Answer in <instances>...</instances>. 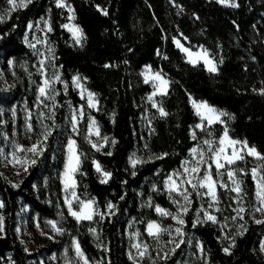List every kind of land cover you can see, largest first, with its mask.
Returning a JSON list of instances; mask_svg holds the SVG:
<instances>
[{
	"label": "trees",
	"instance_id": "obj_1",
	"mask_svg": "<svg viewBox=\"0 0 264 264\" xmlns=\"http://www.w3.org/2000/svg\"><path fill=\"white\" fill-rule=\"evenodd\" d=\"M64 1L72 6L76 23L83 30L80 46L62 27L68 13L55 0H32L27 7L14 11L7 0H0V149L6 136L13 137L22 125L21 110L15 122L14 106L27 98L33 109L36 101L35 89H30L23 69L31 57L24 40L31 22L49 18L48 39L66 83L50 123L51 134L36 163L18 186L0 173V201L4 205L0 208V264H66V257L71 264H82L75 255L74 239L94 264H136L127 246L132 219L143 227L148 221L175 224L173 215H161L155 206L171 213L176 210L174 195L164 184L196 145L191 130L198 117L192 100L205 101L228 113L229 135L246 140L264 155V0H237L239 7L216 0ZM175 38L206 48L218 71L189 63ZM147 65L171 79L167 94L159 98L166 116L147 101L152 91L142 75ZM75 75L84 78L87 88L97 95V110L77 95ZM69 100L83 106L76 134L71 131ZM147 113L152 123L149 132L142 125V116ZM91 115L101 135L109 139L102 150L89 140ZM69 138L76 140L82 158L76 177L78 194L96 201L97 215L92 221L78 222L65 205L61 177ZM134 154L139 161L135 166L131 164ZM95 161L111 173L106 183L101 182ZM237 166L245 172L243 213L237 214L236 193L219 185L217 222L200 221L193 227L197 210L208 197L202 199L197 192H190L191 206L183 227L202 246L205 264H264V222H256L264 221V211H256L251 174L255 164L250 158ZM213 172L216 175V170ZM109 202L114 205L111 209ZM23 208L28 209L24 220L33 230V238L41 243L33 252L26 250L18 230ZM47 220L57 221L63 233L51 235ZM37 223L50 234L36 232ZM95 227L102 247L89 231ZM165 264H177V259H168Z\"/></svg>",
	"mask_w": 264,
	"mask_h": 264
},
{
	"label": "rangeland",
	"instance_id": "obj_2",
	"mask_svg": "<svg viewBox=\"0 0 264 264\" xmlns=\"http://www.w3.org/2000/svg\"><path fill=\"white\" fill-rule=\"evenodd\" d=\"M55 1L57 4V0H55ZM216 1H218V0H216ZM64 3L66 6H64L63 8L68 13V20L65 24H68L70 26H73V25L79 26L76 23V16H75V13H74L72 6L70 4H68L66 1H64ZM236 3H237V0H236ZM221 4H223V3H221ZM223 5H225V4H223ZM10 9H11V6H10ZM72 15H74V19H69V17ZM30 24L33 25V27L30 28L28 26L24 40H25V43L27 44V46L30 50L31 57L29 60L25 61L23 69L26 72L27 77L29 78L30 89H35L36 101H35V105H34L33 109L29 106V101L27 98H25L20 103L19 106L17 104L14 106L15 122L17 123V121H18L17 117H18L19 111L21 110V112H22V116H21L22 117V125H21L20 129L15 130L13 137L6 136L4 143L0 149V173H2L10 181V183H12L14 186L19 185L21 179L26 174L29 167L32 165L30 163V161L31 160L36 161L37 158L40 156V154L36 155L32 152L18 151L16 146L20 145L23 148L27 149V148H30L33 144H36L37 141L43 140L42 134L45 132V126H47V128L49 130L50 123L54 118L53 114L56 112V108L59 106V102L61 101L60 100L61 94L64 90H66V83H65L64 79L62 78L61 68L57 64L54 47L51 45V43L49 42V39H48V33L50 32L48 30V28L50 26L49 18L44 17V18H41L37 21H33ZM66 30L70 33L72 40H73V43L76 46H80L83 42L84 34H83V37L81 38V42L79 44H77L76 43V37L73 36L71 31H69L68 29H66ZM176 40H179L180 44L183 45L184 48L190 49V51L192 53L191 60L197 61L196 63L190 62V58H189L188 53L184 52L181 47L177 46L183 52V54L185 55V59L189 63H191V64H203L207 68V66L204 64L203 60L198 59L199 56L203 55L206 52L207 58L211 59L213 61V63H215L217 66V63L213 59V57H211L210 52L206 48H204L203 46L189 45L187 39L175 38V41ZM30 45H32V46H30ZM41 61H44L43 66H41V63H40ZM53 66H55V67H53ZM42 72H43V75H42ZM157 72H159L161 74L163 80L168 81L167 85L163 86L165 93L167 94V92L170 88L171 79H169L164 73H162V71L155 70L152 68V66L147 65L144 67V69L142 71V75L144 77V80H146V77L148 78L147 83H149L152 87V91L147 96V101L152 106H153V103H156L157 107H153V108H155L159 111V108L161 107L159 98L163 95H166V94H160L158 86L160 85L161 82L158 80L151 79V77H153L155 75V73H157ZM54 74L59 76L58 80L53 78ZM45 77H47L50 80H53L52 89H54L55 99H47L45 97H39V99H38V96H39L38 87L40 85H42ZM75 77L80 78V80H79L80 87H77L76 83L73 82V88L76 91L77 95L81 99H85L88 103V94L93 93V92H91L87 88L86 81L84 78H82L79 75H75ZM52 89L49 90V95L54 94ZM153 93H156V94L153 96ZM93 94H94L93 99L97 103H96L95 107H91V108L97 110L98 106H99V101L97 99V95L95 93H93ZM149 96H153V99L150 100ZM40 100H43V103H40ZM197 102H201V101H197ZM203 102H205V101H203ZM192 106H193V103H192ZM209 106L216 109L218 113L219 112H225L224 110L219 109L217 107H214L211 105H209ZM193 108H194V106H193ZM67 110H68V114H69L70 119H71V131L73 134H76L77 128H78V122L81 119V117L83 116V106L82 105L75 106L69 100V101H67ZM194 111L198 117V122L192 127L191 134L193 136V132H195L196 145L193 148H197L198 152L194 155L190 150V154H189L188 158L182 162L180 168L173 171L169 175V176L173 177V179L176 181L177 184H180V192H170L168 190L166 183L164 184L165 189L174 195V200L179 202V203H175L176 210L172 213V215L178 216V219H183V220H184V215L186 213L180 211L181 207H188V210H189V208L191 206V204H188L186 201H184L183 196L180 194L183 191V189L187 188L189 193L191 191H194L197 193L199 192L202 199H204L205 197H208V201L204 200L202 208L206 209L211 215H214V216H216L215 212L219 208V198L217 201H212L210 196L204 195V193L207 191L206 188H200L198 186L196 190H193L190 184L181 183L182 180L186 181L187 179H191L192 177H195V179H193V183H198L200 178H202V176L204 175V172L207 169V165L211 164L212 165L213 178L216 179L218 182L217 186H216V193H217V197H218V186L220 185V183H224L227 185L226 188L223 187L225 189H228V188L232 189L233 188L232 182L227 176L228 168L240 169V167L237 166L238 162H245V161H248L250 158L253 159V161H254V164H255L254 167H256L258 164H264V161L257 160L256 157L246 156L244 161H237L236 164H234L232 166L226 165L224 169H221L220 172L223 173V175H220V176L214 175L213 170H216V168H215V164L212 161L213 153L208 151L209 146L204 144L203 141L204 140H214L215 143L212 145V148L215 149L216 147H218V142H219L218 138L220 137V135H222L223 129L225 127H227V129H228V126H227L228 116H222L221 117V119L225 121L224 124H220L219 122H217V123L209 125V124H207L208 114L205 113L204 115H198L197 110L195 108H194ZM201 111L203 112V110H201ZM81 112H82V115H81ZM73 114H75V116H76L75 128H74L73 120H72ZM92 119L95 120V126L91 125ZM29 123L32 125L31 130L28 128ZM151 124L152 123H151L150 114L147 113V114L143 115L142 116L143 128L149 132L151 129ZM197 124H203L204 127L195 128V126ZM218 126H221V129H222L220 134H219V127ZM97 129L99 131V135L96 134ZM88 132H89V140L92 143V145H96V147H95L96 149L102 150V148L107 145L109 139L106 137L107 140H105L104 139L105 136L101 135L100 128L97 124V121L92 115L90 116V120H89ZM70 139L74 140L76 142V140L74 138H69V140ZM69 140H68V143H69ZM237 140H239V139H237ZM68 143H67L66 161H67V157H68ZM39 147L44 150L45 141L43 143H41L39 145ZM75 150H76L77 154L80 156V165H79V168H80L82 158H81V153L79 152V149L77 146V142L75 143ZM200 151H202L204 153V161H201L199 164L200 172L199 173H191V172L184 173L183 169L185 166L188 167L189 169L191 167L197 166V161H200ZM229 152H230V149H229ZM13 153H15L16 156L24 162L23 163H15L13 161V156H12ZM133 159L138 160L136 158L135 154H134L132 160ZM186 161L189 162L187 165H185ZM95 162H98V161H95ZM65 164H66V162H65ZM131 164H132V162H131ZM94 166H95V163H94ZM95 169H96V167H95ZM101 169H102V167H101ZM64 171H65V167L62 171V177H61L62 183H63V197H64L65 205L68 209V206L66 204V199H71L73 201V210L79 211V204L72 197V190L65 189ZM103 172H106V171H104L102 169V171L99 172L101 180L105 179L103 176ZM178 172L181 173V175H177ZM78 173H79V171L75 174L76 186H75L74 191L81 201L93 200L94 201L93 210L95 213H97L95 199L94 198L83 199L78 194V190H77L78 185H77V178H76ZM244 173H245L244 171L242 173L238 172L237 177H236L238 180H240L242 182L241 183L242 189H243V174ZM260 174L264 175V169H261ZM224 176H226V177H224ZM168 177H167V179H168ZM167 179L165 180V182L167 181ZM254 182H255V196H256V190H257L256 189V181L254 180ZM236 195H237L236 201L238 202L239 207H241L245 202L244 196H243V191L240 194L236 193ZM190 200H191V198H190ZM209 204H211L212 207H209ZM256 207L257 208L261 207L260 200H258L257 197H256ZM165 210H167V209H165ZM68 211H69V209H68ZM167 211L170 212L169 210H167ZM27 212H28L27 208L22 209L21 215H20L21 222H20V226H19L18 230H19L20 237L25 244L26 250L28 252H33L41 246V243L33 238L34 232H33V230H31V227L24 220V217H25ZM94 217H95V215H94ZM216 218H217V216H216ZM178 219H174L175 224L173 226H163L157 222L162 229H168V231H166V232H161L158 237L150 236L146 230L148 223L151 221H148L143 227L141 222H138L135 219H132L131 223L128 226V230H127V246H128V254L131 257V259L134 261V263H136V264H165V262L168 259L176 258L177 264H203V263L205 264V259H204L202 250L200 247H198V245H200V243L198 242L197 238L193 234L187 233L184 230V227H183L184 224L183 225L179 224ZM199 219L201 222H212V221H208L205 218L204 212L200 215ZM50 221H54V220H47L46 224H47V227L52 230L51 235H53L54 233H57V232H55L53 230L51 224L49 223ZM55 222H56L57 227H59L57 221H55ZM216 222H217V220H216ZM213 223H215V222H213ZM35 227H36V229H35L36 232H39L41 234H50V233H45L42 225H40L38 223L35 225ZM178 227L181 228L182 235L176 233L175 229ZM94 229L96 231L94 233L92 232L93 237H94L96 243L102 247L103 241L101 240L100 233L96 227ZM2 234H3V230L0 231V235H2ZM181 240L183 241V243H180ZM76 241H78V240L77 239L73 240L74 250H75L74 245H75ZM173 241H175V243H180V246L175 249V252L171 251L175 247V243H173ZM137 244L140 245V248L135 247V245H137ZM144 245L148 246L147 252L144 256H141L140 252L144 251ZM261 249L264 253V237H263L262 242H261ZM180 250H182L181 253H179ZM198 250H199V254H197ZM165 254H167V259L164 258ZM75 255H76V251H75ZM84 256L86 257L85 253H84ZM66 259H67L66 264H71V261L68 259V257H66ZM78 259L81 261L82 264H84L83 259H81V258H78ZM88 264H94V263H92L88 260Z\"/></svg>",
	"mask_w": 264,
	"mask_h": 264
},
{
	"label": "snow or ice",
	"instance_id": "obj_3",
	"mask_svg": "<svg viewBox=\"0 0 264 264\" xmlns=\"http://www.w3.org/2000/svg\"><path fill=\"white\" fill-rule=\"evenodd\" d=\"M32 2V0H7V4L11 6L12 11H14L16 8H25L27 7L28 4H30ZM219 3H223L226 6H231V7H239L238 3H236V0H218ZM57 6L58 7H64L66 6L64 3V0H57ZM71 11V10H70ZM105 15H107V12L104 13ZM69 19H74V15L70 16ZM29 27H33V25H29ZM62 27L68 29L69 31L72 32L73 36L76 37V43L79 44L81 42V38L83 37V30L79 27V26H70L68 24L62 25ZM49 31H51V27L49 26L48 28ZM178 47H181L182 50L186 53H188L189 58H190V62L192 63H196V60H191L192 57V53L190 51V49L188 48H184L183 45L180 44L179 40L175 41ZM32 46V45H30ZM198 59H202L204 64L207 66L208 71L210 72H216L218 71V68L216 66L215 63H213V61L209 58H207V53L205 52L203 55L199 56ZM41 66H43L44 61H41ZM222 63V61H221ZM55 67V66H53ZM107 67V65H106ZM43 75V72H42ZM54 79L58 80L59 76L55 75L53 76ZM151 79L154 80H158L160 81V85L158 86L160 94H166L164 87L165 85H167L168 81L163 80L161 74L159 72L155 73V75L153 77H151ZM79 77H73V82L76 83L77 87H80L79 84ZM145 82H148V78L146 77ZM52 84H53V80L48 79L47 77L44 78L42 85H40L38 87V99L39 97H45L47 99H55V93H54V89H52ZM52 89L53 91V95H49V90ZM261 93L264 94V89H261ZM156 93H153V96ZM94 94L93 93H89L88 94V104L90 107H95L96 106V101H94L93 99ZM153 96H149V99H153ZM40 103H43V100H40ZM193 106L194 108L197 110V114L198 115H204L205 113L208 114L207 116V124L211 125L214 123L219 122L220 124H224L225 121L221 119L222 116H228V113L226 112H217L216 109L210 107L207 102H197L195 100H192ZM153 107H157L156 103H153ZM203 110V112L201 111ZM159 112L161 116H166L168 115V113H166L164 111V109L162 107L159 108ZM82 115V112H81ZM72 120H73V125L75 128V123H76V116L75 114H73L72 116ZM91 125L95 126V120L92 119L91 120ZM204 127L203 124H197L195 126V128H202ZM28 128L31 130L32 125L29 123L28 124ZM51 134V132L48 130L47 126H45V132L42 134L43 136V140L41 141H37L36 144H33L30 148H23L20 145H17V150L18 151H27V152H32L36 155L42 154L43 149L39 147V145L41 143H43L44 141L47 140L48 136ZM96 134L99 135V131L97 129ZM105 140H107V138H104ZM193 139H196L195 136V132H193ZM218 147H216L215 149L212 148V145L215 143L214 140H204L203 143L208 145V151L212 152V161L215 164V168H216V175L220 176L223 175V173L220 172L221 169H224L226 165L228 166H232L234 164H236L237 161H244L246 156H252V157H256L257 160H261L264 161V155H262L259 151H257V149L255 148V146H249L248 142L246 140H237V139H233L230 135H229V131L227 129V127H225L223 129L222 135H220V137L218 138ZM75 141L74 140H69L68 143V157H67V161L65 164V171H64V186L65 189H69L72 190V197L77 201V203L79 204V211L73 210V201L71 199H66V204L68 206L69 209V213L71 216H73L78 222L80 221H92L94 219V215H97V213L94 212L93 210V204L94 201L93 200H84L81 201L79 199V197L76 195L74 189L76 186V181H75V174L79 171V165H80V156L77 154L76 150H75ZM113 144H115V140L112 141ZM93 147H96V145H93ZM230 149V152H229ZM99 150V149H97ZM191 152L195 155L198 152L197 148H193L191 149ZM108 155H111V153H107ZM164 155H167L166 153ZM13 156V161L15 163H23L24 161L20 160L15 153L12 154ZM162 158V157H157ZM201 161H204V153L202 151H200V161H197V166L195 167H191L190 169L188 167H184L183 171L184 173H199L200 172V167L199 164ZM11 162V161H10ZM133 166L136 165V163H138L139 161L136 159H133L132 161ZM31 164H35L36 161L35 160H31L30 161ZM95 163V167L96 170L98 172L102 171L101 166L98 162H94ZM189 162H185V165H187ZM261 169H264V164H258L256 167H253L251 169V174L253 179L256 181V197L258 200H260L261 203V207L257 208L256 211H264V175L260 174ZM26 170V169H25ZM244 169L240 168V169H234V168H228L227 170V176L228 178L231 180L233 188L231 189L232 191L236 192L237 194H240L243 189L241 187V181L238 180L237 177V173L238 172H243ZM133 175H135V173H133ZM177 175H181V173H177ZM103 176H104V180H102V183H106L107 179L111 177V173L110 172H103ZM193 179H195V177H192L191 179H187L186 181L182 180L181 183H187L190 184L193 190H196L197 187L199 186L200 188H206L207 191L204 193V195H208L211 197L212 201H217L218 197H217V193H216V186H217V180L213 178V174H212V165L208 164L207 165V169L204 172V175L202 176V178H200V180L198 181V183H193ZM168 190L170 192H180V184H177L176 181L173 179L172 176H169L167 181L165 182ZM220 187H227L226 184L224 183H220ZM183 196L184 201H186L188 204H191V200H190V195L191 193L188 192V189L185 188L183 189V191L180 193ZM197 195H200V193L198 192ZM121 199H123V197H121ZM173 203H179L176 200H173ZM3 202L0 201V208H2ZM107 207L109 209L113 208L114 205H112L111 202H109V204L107 205ZM209 207H212L211 204H209ZM155 210L157 213H160L161 215L164 216H170L172 215V213L168 212L167 210L161 208L159 205L155 206ZM180 211L187 213L188 212V207H181ZM203 211L204 212V216L208 221H212V222H216L217 218L214 215H211L206 209H198L197 210V220L194 222L193 227H195L196 223L200 222L199 219V212ZM245 211V209L243 208V206H241L238 210H237V214L239 215L240 213H243ZM98 215H100V218L103 219L104 218V214L103 213H98ZM173 219H178V216H173ZM235 219V217L233 218ZM3 217L0 216V231L3 230ZM179 224L183 225L185 222L183 219H178ZM257 223H261L264 221H256ZM53 228V230L57 233H63V229L57 227L56 222L55 221H50L49 222ZM147 232L150 236L153 237H158L160 235L161 232H166L168 231V229H162L160 227V225L156 222V221H151L148 223L147 225ZM89 231L91 232H95V229H89ZM177 234H181L182 235V231L181 228H176L175 229ZM173 243H175V241H173ZM180 243H183V241L181 240ZM180 243H175V247L171 250L172 252H175V249L178 248L180 246ZM75 251H76V257L81 258L84 260V264H88V259L87 257L84 256V252L82 251L80 244L78 241L75 242ZM135 247L140 248V245L137 244L135 245ZM198 247L201 248L202 250V246L198 245ZM147 245H144V251L140 252L141 256H144L147 252ZM225 252H228L229 249L225 248L224 249ZM131 258V257H130ZM165 259H167V254H165Z\"/></svg>",
	"mask_w": 264,
	"mask_h": 264
},
{
	"label": "crops",
	"instance_id": "obj_4",
	"mask_svg": "<svg viewBox=\"0 0 264 264\" xmlns=\"http://www.w3.org/2000/svg\"><path fill=\"white\" fill-rule=\"evenodd\" d=\"M217 72V71H216Z\"/></svg>",
	"mask_w": 264,
	"mask_h": 264
}]
</instances>
